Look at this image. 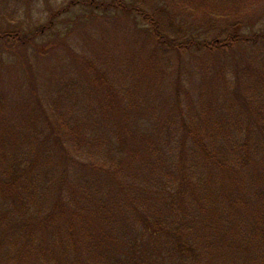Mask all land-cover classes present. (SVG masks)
<instances>
[{
  "label": "trees",
  "instance_id": "1",
  "mask_svg": "<svg viewBox=\"0 0 264 264\" xmlns=\"http://www.w3.org/2000/svg\"><path fill=\"white\" fill-rule=\"evenodd\" d=\"M78 2L133 19L145 66L175 67L170 114L157 120L153 134L134 130L119 138L129 151L131 187L119 166L92 159L101 135L70 117L52 119L41 102L37 121L45 127L28 123L23 144L10 142L20 124L0 132V198L18 202L0 220L28 231L21 235L27 240L8 241L11 263L23 264L29 248L37 264H264V14H254L256 0H72L65 10ZM12 39L23 46L30 38L0 29V42ZM193 62L217 68L216 83L201 89L199 97L207 99H198L196 110L187 108L196 98L184 78L191 71L179 70ZM92 69L96 83L119 86ZM212 101L224 104L217 109ZM58 145L66 167L53 185L39 168L55 163ZM84 168L118 179L112 202ZM141 182L151 193L137 194Z\"/></svg>",
  "mask_w": 264,
  "mask_h": 264
},
{
  "label": "rangeland",
  "instance_id": "2",
  "mask_svg": "<svg viewBox=\"0 0 264 264\" xmlns=\"http://www.w3.org/2000/svg\"><path fill=\"white\" fill-rule=\"evenodd\" d=\"M71 1L0 0V29L21 31L23 36L30 38L23 46L16 43V39L0 42V132L6 135L11 126L20 124L19 134L10 142L13 148L23 144L19 136L28 129L27 124L42 117L41 102L52 119L70 117V121L81 126L83 131L101 135L97 150L90 153L92 159L103 156L110 164L119 166L131 187V169L124 161L129 151L128 147L121 149L120 139L135 135L134 130L140 134L157 131V120L170 114L168 100H173L177 73L175 67L166 72L163 66H168L163 62L156 63L153 68L145 66L147 58L141 45L143 42L139 32L131 26L133 19L113 11L104 13L79 2L65 10ZM256 3L254 14H264V0H256ZM92 66L110 79L109 86L111 83L119 86L108 89V86L96 83L91 78V73L95 72ZM180 69L191 71V75L184 78L187 90L196 98L188 100L187 108L196 110L197 100L207 99L206 95L199 97L203 92L201 89L214 87L217 68L202 69L193 62ZM167 80L170 81L168 86ZM212 103L217 109L224 104L222 101ZM37 123L45 127L41 122ZM122 125L128 130L123 131ZM70 136L64 135L69 150L72 149ZM35 147L36 150L42 148L39 144ZM140 152L146 156L143 148ZM54 154L55 163H42L39 168L42 176L52 184L54 174L57 179L58 171L66 167L60 145L55 147ZM13 171L17 172L16 169ZM85 171L93 183L100 181L105 186L106 197L112 202L119 194L118 179L107 172ZM86 172L78 170L79 174ZM128 192L135 191L131 188L123 194L128 195ZM149 193L151 191L143 187V182L139 183L137 194ZM1 200L0 213L12 212V206L18 203L13 198ZM21 235H28L26 224L24 227L23 224L11 226L0 220V264H12L14 258L9 257L8 241L11 237L26 239ZM114 237L127 242L126 236L119 232ZM30 250L25 249L23 264L38 263V255Z\"/></svg>",
  "mask_w": 264,
  "mask_h": 264
}]
</instances>
